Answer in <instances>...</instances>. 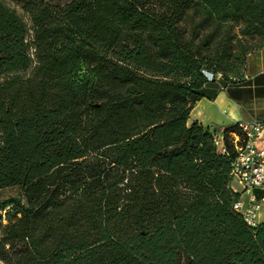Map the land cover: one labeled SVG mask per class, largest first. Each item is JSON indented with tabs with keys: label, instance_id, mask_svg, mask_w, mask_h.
<instances>
[{
	"label": "trees",
	"instance_id": "obj_1",
	"mask_svg": "<svg viewBox=\"0 0 264 264\" xmlns=\"http://www.w3.org/2000/svg\"><path fill=\"white\" fill-rule=\"evenodd\" d=\"M13 1L0 189L23 201L0 213V264H264V228L231 209L240 132L224 128L220 155L214 130L186 124L264 43V0H105L103 25L75 1Z\"/></svg>",
	"mask_w": 264,
	"mask_h": 264
},
{
	"label": "built area",
	"instance_id": "obj_2",
	"mask_svg": "<svg viewBox=\"0 0 264 264\" xmlns=\"http://www.w3.org/2000/svg\"><path fill=\"white\" fill-rule=\"evenodd\" d=\"M240 135L231 133L236 153L231 162L230 176L240 189L231 203L245 225L255 232L264 228V120L238 121ZM213 142L220 155H227L223 134L214 133Z\"/></svg>",
	"mask_w": 264,
	"mask_h": 264
},
{
	"label": "crops",
	"instance_id": "obj_3",
	"mask_svg": "<svg viewBox=\"0 0 264 264\" xmlns=\"http://www.w3.org/2000/svg\"><path fill=\"white\" fill-rule=\"evenodd\" d=\"M264 120V48L249 53L242 77L202 97L191 109L187 126L197 123L221 133L238 121Z\"/></svg>",
	"mask_w": 264,
	"mask_h": 264
},
{
	"label": "rangeland",
	"instance_id": "obj_4",
	"mask_svg": "<svg viewBox=\"0 0 264 264\" xmlns=\"http://www.w3.org/2000/svg\"><path fill=\"white\" fill-rule=\"evenodd\" d=\"M5 2L12 4L16 7L19 14H23L21 9L19 8V5H16V3L13 0H4ZM51 5L59 7L60 9L66 8V5L69 4L71 1H75V3H79V11L78 13H81L79 15L85 16L86 20L89 22H97L96 24L100 23V25H103V21L100 19L101 13L98 12V8H104L106 5L105 0H46ZM82 9H85L84 11ZM83 11V12H82ZM94 21V22H93ZM264 43L258 44L257 46L253 47L252 49H248L247 53L245 54V57L240 60L239 67L234 70L233 72H226V75L228 78H230L232 81H238L242 77L243 70H244V64L246 57L249 53L259 50L261 48H264ZM235 50H239V48H236ZM83 69L81 72H84ZM206 76L209 78H212V74L205 72ZM223 76V73L218 72L216 75V78L219 79ZM224 130V129H223ZM221 130V132L223 131ZM230 186H233L236 190L240 189V186L235 182H230ZM10 200H21L23 201V196L18 187H8V188H2L0 189V213H5L6 211L10 210L12 207L11 204L7 203ZM6 205L5 209L2 210L1 207ZM7 220L4 218L2 220V223H6Z\"/></svg>",
	"mask_w": 264,
	"mask_h": 264
}]
</instances>
